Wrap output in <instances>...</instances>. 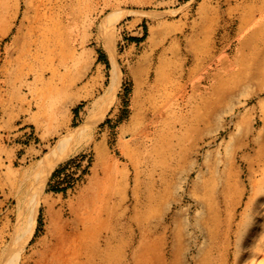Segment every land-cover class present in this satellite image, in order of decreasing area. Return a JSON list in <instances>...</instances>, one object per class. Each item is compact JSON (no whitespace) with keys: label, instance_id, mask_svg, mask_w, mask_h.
Returning <instances> with one entry per match:
<instances>
[{"label":"rangeland","instance_id":"374dc122","mask_svg":"<svg viewBox=\"0 0 264 264\" xmlns=\"http://www.w3.org/2000/svg\"><path fill=\"white\" fill-rule=\"evenodd\" d=\"M263 190L264 0H0V264H264Z\"/></svg>","mask_w":264,"mask_h":264},{"label":"bare ground","instance_id":"6f19581e","mask_svg":"<svg viewBox=\"0 0 264 264\" xmlns=\"http://www.w3.org/2000/svg\"><path fill=\"white\" fill-rule=\"evenodd\" d=\"M113 78H114V82L116 84L117 83L119 84V82H118L119 75L116 72H114ZM113 93H114V91H113ZM108 100H110V99H108ZM97 106H98L99 110H106L107 109L106 101L102 102L101 104H98ZM69 139L70 138L68 137V140ZM63 143H62V141L59 142L57 144V146L55 147V149L53 150V153L47 159H45L41 165L39 164V166H38L37 170H39V172L45 176L44 180L42 179L43 184L45 183V179L49 175L51 170L53 169L54 165L67 155V151L63 149V147H65L63 145ZM244 146L245 145L243 144L241 146V148H243ZM25 173H28V172H25ZM27 175H29V174H27ZM36 175H37V173H36ZM40 181L41 180H38V182H40ZM262 193H263V196L262 195H261L262 197L259 196L258 199L255 200V202L252 204V206H249L248 204L246 205L244 212L242 214H240L239 222L235 225L236 230H234L233 234H231V233H232V230L234 227L235 214L234 213L230 214L228 216V218L226 219L225 223H221V221L219 219V215L217 217L216 224H217L218 233L220 231L219 229L221 227H224V231L222 232L223 237L226 239L227 238L230 239L231 236H233L234 247L237 250L245 249V248H249V247L253 248L256 245V242L261 243L264 239V235H263L264 233L259 234V232H258L259 229H261V226H263V225H261V223L264 221V190L262 191ZM248 245H249V247H248Z\"/></svg>","mask_w":264,"mask_h":264},{"label":"trees","instance_id":"16d2710c","mask_svg":"<svg viewBox=\"0 0 264 264\" xmlns=\"http://www.w3.org/2000/svg\"><path fill=\"white\" fill-rule=\"evenodd\" d=\"M54 174H56V173H54Z\"/></svg>","mask_w":264,"mask_h":264}]
</instances>
